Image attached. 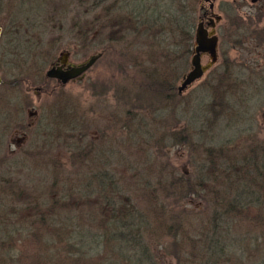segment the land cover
I'll list each match as a JSON object with an SVG mask.
<instances>
[{
    "label": "trees",
    "instance_id": "obj_1",
    "mask_svg": "<svg viewBox=\"0 0 264 264\" xmlns=\"http://www.w3.org/2000/svg\"><path fill=\"white\" fill-rule=\"evenodd\" d=\"M18 1L21 15L25 14V16L20 19V11H18L19 17L12 16L11 20L7 21L1 42L4 51L13 52L12 57L3 56L0 61L3 72L7 73L5 77H10L7 87L18 89L25 86L29 89L42 86L45 81L42 73L53 63L55 53L60 48L59 41L62 40L65 32L69 33V37H74L81 42V47L102 49L103 57L112 54L110 65L115 71L125 75V81L112 78L106 83H100L99 86L102 94H107L114 89L116 97L123 100L125 104H128L129 98L135 96L142 105H145L125 111V120H128L125 122V127L132 132L133 136L135 134L137 138L153 140L155 147L158 148L168 144V147L189 146V149L193 150L192 145L196 143L199 144L198 148H201L202 159L199 158V160L203 161L204 165L195 168L194 178L172 172L168 174V181L167 179L164 183L159 181L160 184L165 185V188L172 189L174 193L167 190L174 198L171 202L173 208L168 206V220L170 222L174 220L172 224L174 227L165 225L159 239L161 237L160 240L165 237L172 239L168 249L177 254L179 249L177 229L180 223L175 220L178 215L174 209L178 207L175 196L183 199L190 198L196 195L197 190L200 191L203 188L204 183L215 184L218 181L220 197H216L215 209L208 219L209 230L200 241L202 244L199 252L201 250L202 256L198 264L231 262L233 254H237V247H235L236 242L225 243L223 240L222 232L227 228V222H230L236 214L251 207L264 213V141L247 147L245 153L233 156L229 151L223 152V147H215L220 144V142L217 143L219 139L207 143L187 128L173 129L181 123L185 112L182 108L183 96L177 93V87L182 77L190 70L195 29L206 11L202 0H86L87 7L85 5L84 15L74 18L67 30L64 20L69 3L64 4L63 7H53V4L46 0ZM236 6L237 2L231 1L223 9V12L227 14L228 28L227 39H222V43L230 45L229 50L243 46L248 54H258V50L264 43V28H258L262 16L258 12L255 17L247 15L244 19L237 14ZM45 7L50 8L52 16L48 18L49 15L46 14L44 20H39V13ZM22 8H24L23 11ZM51 32H55L57 36L49 37L48 34ZM46 37L49 39H45ZM221 55L222 61L209 71L201 88L206 94L208 93L205 99L212 100L209 109L213 110L215 107L213 103L216 102L222 109L229 111L233 107L228 103L229 99L234 104L236 101L245 103L247 100L246 109H254L263 104L264 66L256 64L252 66L246 60L236 64L230 60L226 52L222 51ZM129 69L132 71H128ZM129 72L132 73L131 77L127 75ZM1 84L5 85L3 80ZM14 98H17V94ZM60 98H62L61 95ZM205 99L204 96L197 95L196 100L199 102L192 105L188 118L192 127L198 124L196 118L199 117L194 115V121H192L191 113L194 109H200L202 117L206 116L205 110L198 107V103L203 104L202 101ZM18 104L13 106L8 118H6V111L4 114L0 113V142L5 137L6 129L9 128L12 119L14 118L15 121L19 117H24L20 110L21 106ZM158 105L161 108H158ZM67 106L69 108V103ZM68 108H64V102L50 104L51 120L58 119L66 123L67 137H63L59 142L52 137V134L46 133L44 151L41 149L34 154V165L37 162L41 164L40 157L43 153L50 156V151L56 154L67 152L70 158H75L77 155L78 160L84 161L88 153L87 148L85 150L83 146L84 134L80 132L77 137L75 124L79 121L77 118V122H74ZM147 108L154 111L155 116L160 118V121L155 122L154 127L151 128L154 134L150 135L144 119L137 118L138 111L147 112ZM59 113L61 116L57 118ZM44 114L45 112H41V116ZM67 114L70 115L68 120H66ZM246 119L249 118L244 115V120ZM167 121L168 134L162 131ZM245 124L250 126L253 122L248 121ZM50 135L51 138H49ZM55 138L58 139L56 136ZM222 138L224 137L221 135ZM224 145L226 144H222ZM17 154L29 157L22 151L13 156ZM48 164L54 169L52 172L54 179L50 189H53L51 194L57 203L56 206L49 207V214L56 207L59 209L60 206H65L67 203L63 201L67 199L70 201L74 197V191L73 187L68 185L67 178L62 183L61 179L59 180V173H55L58 162L54 159ZM226 174L227 178H225ZM113 180L105 170L93 173L90 182L84 187L85 193H79L86 198L94 197L97 202L92 205L88 202L90 200L85 198L84 205L87 206V212L83 213L88 217L87 222L90 228L96 231L81 230L71 235L70 243L73 244L74 250H78L76 252L78 259L82 258L93 264V260L105 251L107 254H112L114 258L99 260L98 264H160L158 254L151 255V244L148 241V238L153 235L150 227L158 223L159 217L150 216L141 210L129 196L121 192L119 185ZM232 181L234 184L230 183ZM60 184H63V188L67 187L66 194L63 190L58 192ZM1 196L0 193V198ZM6 196L11 197L7 193ZM8 210L16 213L15 206L4 209V212L7 213ZM48 216V219H52L50 215ZM162 221L166 222L163 219ZM225 233L227 234L228 231ZM163 243L161 242L162 247ZM177 262L179 264L180 259ZM259 264H264V258Z\"/></svg>",
    "mask_w": 264,
    "mask_h": 264
},
{
    "label": "rangeland",
    "instance_id": "obj_2",
    "mask_svg": "<svg viewBox=\"0 0 264 264\" xmlns=\"http://www.w3.org/2000/svg\"><path fill=\"white\" fill-rule=\"evenodd\" d=\"M46 1L52 3L53 7H63L64 4L69 3L68 13L64 20L66 30L70 28L74 18L82 17L85 13L86 0ZM231 1L237 2V14L244 19L247 18V15L255 17L259 12L262 20L259 22L258 28H264V0L254 5L250 3V0H215L213 13L221 17L214 30L219 41L217 62L205 72L200 80L182 94V108L185 112L181 123L173 129L187 128L207 143L219 139L220 141L217 143L220 142V144L215 147L221 146L224 148L223 152L229 151L235 156L247 152V147L264 141V103L254 109H246L247 100L245 103H237L236 101L234 104L229 99L228 103L233 105L229 111L222 109L216 102L213 103L215 105L213 111L209 109L212 100L210 98L205 99L208 93L206 94L201 89L209 71L222 61V51L226 52L230 60L236 64L246 60L252 66L255 64L264 66V43L258 50V54H248L243 46L239 49L229 50L230 45L222 43V39L227 37L228 28L227 14L223 12V9ZM49 7L52 6L49 5ZM49 7L42 8L43 10L39 13V20H44L46 14L49 15L48 18L52 16ZM20 10L18 0H0V27L4 29L12 16L23 18L25 14L21 15ZM18 11H20L19 16ZM68 34L65 32L62 40L59 41L58 46L60 48L56 51L54 60L66 53L69 63L79 64L92 55L103 54L102 49L93 50L81 47V42L75 40L74 37H69ZM48 35L49 37L57 36L55 32ZM49 37L45 39H49ZM3 47L1 43L0 61ZM37 52L39 51L37 50ZM112 57V54L106 57L101 56L83 77L68 83L61 94L62 98H67L72 104L75 123L78 118L79 122L75 124L77 137L80 132L84 134L83 146L85 150L87 148L86 151L88 152L84 161L78 160L79 156L77 155L75 158H70L67 152L56 154L50 151V156L43 153L41 159L39 158L41 164L38 163L37 167H33L34 156L25 157L19 154L15 156L9 154V151L14 153L17 147L21 146L24 138L20 131L11 133V128L6 129L5 137L0 142V163L6 162L8 165L9 162H12L13 165H9L13 175L4 176V171L0 166V193L2 194L0 198L2 207L0 211V264H90L85 259H78L76 253L78 250H74L70 240L71 235H75L77 231H96L94 228H90L87 222L88 217L83 213L84 211L87 212V206L84 205L87 199L92 205L97 201L94 197L86 198L79 193H85L84 187L90 182L93 173L103 170L107 171L111 180L114 179L113 181L119 185L121 192L129 196L141 210L150 216L157 215L156 217H159L158 223L150 227L153 235L148 238V241L151 244V255L156 256L158 254L160 264H178V259H180L179 264H198L200 261L202 256L201 250L199 252L202 244L200 241L203 240L209 230L208 219L215 209L216 197H220L219 182L217 181L215 184L212 182L204 183L203 188L200 191L197 190L196 195L187 199L175 196L178 203V207H174L178 214L175 220L180 223L177 229L179 249L177 254L169 250L168 246L172 239L165 237L160 240L162 237L159 239V235H162L161 230L165 225L174 227L172 225L174 220L172 222L168 220V206L173 208L171 202L174 198L169 194V191L172 193V189L165 188V185L160 184L159 181L162 183L166 179L168 181V174L172 172L193 177L195 168L204 165V162L199 160L201 148H198L199 144L196 142V145H192L193 150H190L189 146L168 147V144L158 148L155 147L153 140L137 138L135 134L133 136L132 132L125 127V122L128 121L125 120V111L145 105H142L135 96L129 98L128 104H125L123 100L116 97L114 89H111L107 94H102L99 86L100 83H106L112 78H120L119 81H125V75L121 72L118 73L110 65V58ZM201 63L203 66L208 65L210 58L206 55L202 56ZM50 66L51 64L43 71V77ZM128 71L132 70L129 69ZM6 74L3 72L0 62V77L5 84H0V113L3 112L4 114L6 111V118L10 115L13 106L16 103L21 106L26 98L32 101L34 107L49 102L47 101L49 100L48 95L34 92L32 90L34 87L29 88L30 90L25 86L18 89L8 88L7 84L10 77L6 78ZM127 75L131 77L132 73L129 72ZM16 94L17 98L15 99L14 95ZM1 95L3 96L1 97ZM197 95L204 96L203 104L198 103V107L205 110L206 116L202 117L200 109H198L199 111L194 109L191 113L192 121H194V115H199V117L196 118L198 124L192 127L188 118L192 105L199 102L196 100ZM53 97L54 94L51 98ZM159 107L160 105H158ZM148 108L147 112L139 110L137 118L144 119L150 135L153 133L151 128L154 127L155 122L160 121V118ZM164 108L167 109L165 106ZM244 115L249 119L244 120ZM33 116L34 112L29 110L24 118L31 121ZM69 116L68 114L66 120ZM248 121H252L253 124L250 126L245 124ZM162 129L168 134V121ZM221 135L224 138L221 139ZM222 144L226 145L222 146ZM77 153L78 149L76 148ZM54 159L58 162L55 173H59V180L61 179L62 183L67 178L68 185L73 187L74 197L70 201H67L66 197L67 200L63 201L65 204L67 203L65 206H60L61 209L54 207L53 212L48 214L49 207L57 205L55 197L51 194L53 189H50L54 179L52 173L54 169H52V165L48 164ZM15 161H17L16 164ZM225 178H227V174ZM12 182L15 183V186L12 187L13 193L8 190V186L12 185ZM230 183L234 184L233 181ZM66 189L67 187L63 188V184L58 186L59 193L60 190H63L66 194ZM167 190L169 191L167 192ZM215 191L217 192L215 193ZM6 193L11 194V197H7ZM12 206H15L16 213L11 210H8L7 213L4 212V209ZM48 215L52 219H48ZM162 219L166 222H163ZM263 219L264 213L259 212L255 207H251L236 214L230 222H227V228L222 232L223 240L225 243L236 242L237 254H233L232 259H230L231 262L225 264H259L263 260ZM161 242H164L163 247ZM158 243L160 244L158 245ZM113 258L112 254L103 251L99 257L93 260V264H98L99 260Z\"/></svg>",
    "mask_w": 264,
    "mask_h": 264
},
{
    "label": "flooded vegetation",
    "instance_id": "obj_3",
    "mask_svg": "<svg viewBox=\"0 0 264 264\" xmlns=\"http://www.w3.org/2000/svg\"><path fill=\"white\" fill-rule=\"evenodd\" d=\"M0 28L2 30L1 36H0V44H1L2 37H3V29H2V27H0ZM63 54H66V53H63ZM63 54L61 55L60 58L54 60L50 67H52L55 64L61 65L60 59L66 60V66L72 65V63L68 62V54H66L67 55L66 58L63 57ZM3 56L12 57L13 52L3 50L1 57H3ZM46 71H45V73H46ZM44 77H45V81L43 84L44 87L42 85V86L34 87L32 90L34 92H37V93H42V94L48 95L49 100H47V101H49V102L44 104V105L40 104L39 106L34 107L32 105V101H30L28 98H26L24 100V104H21V107H20V110L24 114V117H25V114L28 113L29 110L31 112H34V116H33V119L31 121H29V120L27 121L24 117H22V118L19 117V119L15 120L9 124V128H11V133L14 131H16V132L20 131L22 133L23 138H24V141L21 144V146L17 147V150L14 153H12V151L11 152L9 151V154H16L17 152L22 151L24 153H27V156L30 157V156H34V154L36 152L40 151L41 149H42V151H44L43 146H44V140H45L44 138H45L46 133L52 134L53 135L52 137H54L55 140H59V142L62 141L63 137L64 138L67 137L66 136L67 135L66 134L67 133L66 123L65 122L63 123L61 120H58V119L54 120V121L51 120L52 118L49 114V106L52 102H54L56 104H60L61 102H64V108H68L67 103H69L68 109L70 110V114L72 116H74L73 108H72V104H71L70 100H68L67 98L62 99V98H60V95L63 93V88L68 83L75 81L77 79L71 80L68 83H66L65 85H62L56 79L47 78L45 76V74H44ZM1 83H2V79H1ZM51 84H52V86H51ZM50 86H51V88L49 90L46 89V87L49 88ZM53 93H55L54 97L51 98ZM41 112H43V113L45 112V114L43 116H41ZM60 116H61V113H59L57 118H60ZM67 117H68V114H67ZM43 118H45L46 120H44ZM55 136L58 137V139H56ZM49 138H51V135L49 136ZM59 142L57 143V146L60 145ZM54 146H55V144H54ZM9 164L13 165L12 162H9ZM9 164L6 165V162L0 163L1 169L4 171L3 173L5 174V176L13 175L11 173L12 168L10 167ZM38 165L39 164L37 162L36 165L33 164V167H37ZM20 166H21V164H20ZM13 186H15L14 182H12V185L8 186V190H10L11 193L14 192L12 190ZM7 194L11 195L9 193H7Z\"/></svg>",
    "mask_w": 264,
    "mask_h": 264
},
{
    "label": "water",
    "instance_id": "obj_4",
    "mask_svg": "<svg viewBox=\"0 0 264 264\" xmlns=\"http://www.w3.org/2000/svg\"><path fill=\"white\" fill-rule=\"evenodd\" d=\"M261 0H250L251 4H257ZM206 7L204 15L199 19L195 29L194 50L190 60V70L182 77L177 93L182 95L191 85L200 80L205 72L217 62L218 36L214 33L217 23L220 22L221 17L215 15L214 2L215 0H202ZM0 28V36H1ZM208 56L210 63L202 65V56ZM66 54L63 57L66 58ZM101 54L92 55L86 61L79 64H72L66 66V60L60 59L61 65L55 64L50 67L45 76L58 80L62 85H65L71 80L80 79L84 74L90 70ZM1 84V78H0Z\"/></svg>",
    "mask_w": 264,
    "mask_h": 264
}]
</instances>
